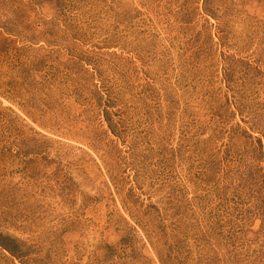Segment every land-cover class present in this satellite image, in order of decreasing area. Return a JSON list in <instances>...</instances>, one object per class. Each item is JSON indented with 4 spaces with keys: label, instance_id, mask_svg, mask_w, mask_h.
I'll return each instance as SVG.
<instances>
[{
    "label": "rangeland",
    "instance_id": "374dc122",
    "mask_svg": "<svg viewBox=\"0 0 264 264\" xmlns=\"http://www.w3.org/2000/svg\"><path fill=\"white\" fill-rule=\"evenodd\" d=\"M0 264H264V0H0Z\"/></svg>",
    "mask_w": 264,
    "mask_h": 264
}]
</instances>
